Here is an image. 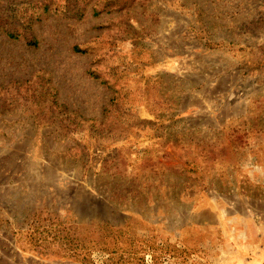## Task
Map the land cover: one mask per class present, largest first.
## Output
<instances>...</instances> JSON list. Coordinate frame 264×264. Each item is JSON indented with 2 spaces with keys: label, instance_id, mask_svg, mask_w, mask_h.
<instances>
[{
  "label": "rangeland",
  "instance_id": "obj_1",
  "mask_svg": "<svg viewBox=\"0 0 264 264\" xmlns=\"http://www.w3.org/2000/svg\"><path fill=\"white\" fill-rule=\"evenodd\" d=\"M0 264H264V0H0Z\"/></svg>",
  "mask_w": 264,
  "mask_h": 264
},
{
  "label": "trees",
  "instance_id": "obj_2",
  "mask_svg": "<svg viewBox=\"0 0 264 264\" xmlns=\"http://www.w3.org/2000/svg\"><path fill=\"white\" fill-rule=\"evenodd\" d=\"M7 35H8L10 38H18V36H16L15 34L11 33L10 31L7 33Z\"/></svg>",
  "mask_w": 264,
  "mask_h": 264
}]
</instances>
